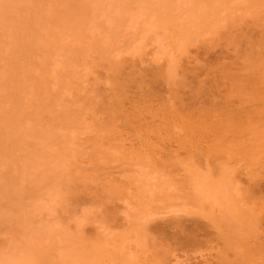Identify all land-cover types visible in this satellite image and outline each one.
<instances>
[{"label": "rangeland", "instance_id": "obj_1", "mask_svg": "<svg viewBox=\"0 0 264 264\" xmlns=\"http://www.w3.org/2000/svg\"><path fill=\"white\" fill-rule=\"evenodd\" d=\"M259 186L264 0H0V264H264Z\"/></svg>", "mask_w": 264, "mask_h": 264}, {"label": "bare ground", "instance_id": "obj_2", "mask_svg": "<svg viewBox=\"0 0 264 264\" xmlns=\"http://www.w3.org/2000/svg\"><path fill=\"white\" fill-rule=\"evenodd\" d=\"M192 70H193V69H192ZM190 71H191V70H190ZM190 73H191L192 75H191ZM187 75H188V74H187ZM189 75L193 76V75H194V74H193V71H192V72H189ZM189 75L187 76V77H188V78H187L188 81L186 80V81L188 82V84H187V82H186V84H184V85H185L186 87H188L189 90H190V89L192 90V88H190V87L192 86L191 84L193 83V81H195L194 79H195L198 75H197L195 78H193L194 76H193L192 78H189V77H191V76H189ZM238 77H242V78H243V76H238V75H237V76H236V78H237L236 80H237V81H238ZM249 77H250V76H249ZM249 77H246V78L244 77V78H243L244 80H243V79L241 80V84L245 83V84H243V87H246V88L248 87V88H250L252 84H253L252 87H254V86L256 87V84H255V83H257V84L259 85L258 81H255V80L253 81L252 77H250V78H249ZM233 78H235V76H234ZM196 79H197V78H196ZM222 79H223V78H222ZM245 79H248V80L251 79V80L253 81V83H252L251 80H250V82H251L252 84L250 83L251 85H249V82H248L247 80H245ZM254 79H255V78H254ZM225 80H226V79L224 78L223 81H225ZM236 80H235L236 83L234 84V87L237 86V88H238V87H240V86H239V85H240V80L238 81L239 83H237ZM197 81H198V80H197ZM242 81H244V82H242ZM194 84H195V82H194ZM236 84H237V85H236ZM238 84H239V85H238ZM247 84H248V85H247ZM190 85H191V86H190ZM225 86H226V83H225L224 87H225ZM231 86H232V88H234L233 85H231ZM241 87H242V86H241ZM235 88H236V87H235ZM184 89H187V88L184 87ZM196 91H197V90H196ZM196 91H191V92H192V93H196L197 99H198V101H200L199 99H201L204 95L202 96V94H201L202 97H200V95L197 94ZM192 93H191V94H192ZM213 93H214V92H213ZM216 93H217V92H216ZM181 94H182V92H181ZM214 94H215V93H214ZM192 95H193V94H192ZM192 95H191V96H192ZM194 95H195V94H194ZM194 95H193L192 97H194ZM198 95H199V96H198ZM191 96H190V98H192ZM196 96H195V97H196ZM195 97H194V98H195ZM198 97H200V98H198ZM230 97H231V96H230ZM210 98H211V97H210ZM212 98H215V97L212 96ZM212 98H211V99H212ZM231 98H232V97H231ZM216 99H217V97H216ZM216 99H215V100H216ZM191 100H192V99H191ZM195 100H196V98H195ZM195 100H193V101H195ZM215 100L212 99V100H208V101H209V102L212 101L211 103L213 104V101H214V103H216ZM181 101H182V99H181ZM176 102H179V101L177 100ZM176 102H175V103H176ZM182 102H183V101H182ZM175 103H174V105H173L172 110L166 109L170 114H169V113H167V114L164 113V111L167 112L166 110H164V111L162 112V110L159 109L158 111H159L160 114H159V113H155L154 116H153V118H152L153 120H154V119H157L156 122L159 120V121H161L162 123H164L163 125H166V127H164V126H163V127L165 128V131H167V133H166L163 129H162V130H163V132H165V135H168V136H169V133H172V131L168 133L169 129H171V128H168V127H169V126H173L172 128H175V127H177V125H178L177 123H180V122H182V121H184V122H182V124L184 123V124L186 125V127L189 125L187 128H185V125L183 124V125H184V126L182 127V129H183L182 131H184V132H182L183 135H184V136H185V135L188 136L189 134H191V137H192L193 139H197V138H194L195 136H197V137L199 138V134L197 135L196 131H197L198 133H199V130L204 131V130H202V129H203L202 127L205 128V132H206V134H207L206 136L204 135L205 137L208 136V132H210V131H211V136L214 137L217 133H218V134H220V133L223 134L224 128H225L226 131L228 130V128L232 129V128L234 127V126H232L233 123L230 124L231 122H228L229 120H228V121L225 120V121H227V122H225V121L223 120L224 118H228V117H229V118H231V121L236 120V122H234L235 124H238V121L241 120V119H244V121H246L247 119L250 120V118H251V117H248V118L245 120V118H242V117H241V115H242L243 113L247 114V116L250 115L249 113L244 112L243 110H242V111H243V112H242V111H240V109H238V108H240V107L242 106L241 103H240V104H236V103H234V104L238 105V107H237L236 105H231V106H233V107H231V106H229V104H228V106L224 108V109H227V111H220L219 109H217L218 106H217L216 104H215V105H212V107H211L212 109H210V110H207V109H203V108H202L201 110H198L197 112L192 111V107L189 106L190 108H189V107H188V108L186 107L188 110L185 109V110H187L186 113H184V111L177 110L179 107L177 108V104H175ZM180 103H181V102H180ZM211 103H210V104H211ZM238 103H239V102H238ZM182 104H183V103H182ZM230 104H232V103H230ZM239 105H241V106L239 107ZM182 106H183V108L185 107V105H182ZM182 106H181V107H182ZM181 107H180V109L184 110V109L181 108ZM170 108H171V107H170ZM233 108H234V109H233ZM175 109H176V110H175ZM221 110H223V109H221ZM160 111H161L162 113H161ZM170 111H171V112H170ZM179 111H181V112H179ZM161 114H162V115H161ZM251 115H252V114H251ZM209 117H210V118H209ZM219 117H220V118H219ZM213 118H216V119H214V120H216V121H214ZM217 118H218L219 120H218ZM221 118H223L222 120L225 122V125L228 124V125H231L232 127H231V126L228 127V125H227V127H226V126L223 124V123H224L223 121H222L221 125H220V124L218 125V124H217V121H218V123L221 122ZM209 119H211V121L213 120L214 122H216V123H215L216 125H218V126H220V127L222 126V128H220V127L218 128V126L216 127V129H217V128L220 129V130L217 129V131H218L217 133H214V132L216 131V130H215V126H216V125H214V124L212 123V125H213V126H212L211 123H207V122H206V121H209ZM175 120H177V121L180 120V121H179V122L176 121L177 123H175ZM249 120H248V121H249ZM159 121H158V122H159ZM154 122H155V120H154ZM161 122H160V123H161ZM165 122H166V123H165ZM169 122H170V123H169ZM172 122L175 123V125H172V124H173ZM185 122H187L188 125H187V123H185ZM209 122H210V121H209ZM162 123H161V124H162ZM153 124H154V123H153ZM167 124H168V125H167ZM170 124H171V125H170ZM207 124H208V125H211L213 128H212L211 126H208ZM235 124H234V125H235ZM241 124H244V122H243V123L241 122ZM157 125H158V124H154L153 127H155V126H157ZM200 125H201V126H200ZM205 125H206V127H205ZM223 125H224L225 127H224ZM238 125H239V124H238ZM238 125H237V126H238ZM159 126H161V125L159 124ZM167 126H168V127H167ZM174 126H175V127H174ZM207 126H208V127H207ZM239 126H240V125H239ZM200 127H201L202 129H201ZM209 127H210V128H209ZM223 127H224V128H223ZM157 128H158V127H157ZM161 128H162V126L160 127V129H161ZM166 128H167V129H166ZM199 128H200V129H199ZM206 128H209V129H206ZM211 128L214 129V131H213L214 134H212V130H211ZM226 128H227V129H226ZM175 129H176V128H175ZM180 129H181V128H180ZM206 130H207V131H206ZM208 130H210V131H208ZM159 131H161V130H159ZM201 131H200V134H201V135H200V138H202L203 133L205 134V132H202V133H201ZM221 131H222V132H221ZM226 131L224 132V134H226V135H227V133H228V134L231 133L230 130H228L227 133H226ZM229 131H230V133H229ZM195 133H196V135L193 136ZM161 135L163 136V134H161ZM170 135H172V134H170ZM173 135H174V134H173ZM175 135H176V134H175ZM177 135H181V134H177ZM209 135H210V133H209ZM220 135H221V134H220ZM204 136H203V137H204ZM223 136H225V135H223ZM225 137H227V136H225ZM208 138H211V137H208ZM259 187H260V186H259ZM255 188H257V190H258V189L260 190L261 188L264 189L263 187H260V188H258V187H254V188L252 189V194H253V192H254L253 190H254ZM259 190H258V192H259ZM260 191H262V190H260ZM262 192L264 193V191H262ZM260 193H261V192H260ZM261 194H262V193H261ZM261 194H260V195H261ZM253 195H256V194H253ZM262 196H264V195H262ZM254 197H255V196H254ZM251 198H252L253 200L256 199V198L254 199L253 197H251ZM260 198H261V197H260ZM260 198H259V199H260ZM262 198H263V199H262ZM262 198L259 200V203H260L261 200H264V197H262ZM256 200H257V199H256ZM257 201H258V200H257ZM262 202H263V203H262ZM260 204H261V206H260V211H259L258 209L256 210V207H254V209H255V211H257V213H259V215H258L259 217H258V218L261 219L260 221L257 219L258 224H260L259 228H262V229H263V225H264V224H263L262 219H263L264 217L262 218V216L260 215V212H263V213H264V201H261ZM262 204H263V206H262ZM262 208H263V210H261ZM258 211H259V212H258ZM252 217H253V216H252ZM260 222H261V223H260ZM261 224H262V225H261ZM261 226H262V227H261ZM259 231H260V230H259ZM260 232H261V234H262V233H264V230H263V232H262V230H261ZM262 236H264V234H262ZM191 237H192V236H191ZM192 238H193V239L191 240V238L189 237V238H187V240H188V241L190 240V241L192 242L193 240L195 241V240L197 239L196 236H195V238H194V237H192ZM259 239H260V240H258V242L260 241V243H261V239H262V238H259ZM263 239H264V238H263ZM197 241H198V240H197ZM191 242H190V243H191ZM195 242H196V241H195ZM195 242H194V243H195ZM262 242H263V241H262ZM192 243H193V242H192ZM258 244H259V243H258ZM258 244H257V242H256V246H257ZM260 247H261V245L259 244V245L257 246V248L259 249ZM262 247H263V248H261V250L263 251V250H264V246H263V244H262ZM255 248H256V247H255ZM258 251H259V250H258Z\"/></svg>", "mask_w": 264, "mask_h": 264}]
</instances>
